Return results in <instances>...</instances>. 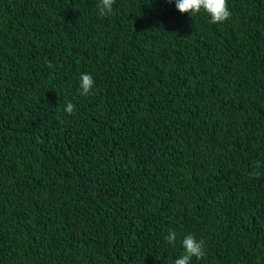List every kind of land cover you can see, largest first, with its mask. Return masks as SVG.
Masks as SVG:
<instances>
[{
    "label": "trees",
    "instance_id": "1",
    "mask_svg": "<svg viewBox=\"0 0 264 264\" xmlns=\"http://www.w3.org/2000/svg\"><path fill=\"white\" fill-rule=\"evenodd\" d=\"M98 2L0 0V264H264V0Z\"/></svg>",
    "mask_w": 264,
    "mask_h": 264
},
{
    "label": "clouds",
    "instance_id": "2",
    "mask_svg": "<svg viewBox=\"0 0 264 264\" xmlns=\"http://www.w3.org/2000/svg\"><path fill=\"white\" fill-rule=\"evenodd\" d=\"M115 0H99L97 8L100 16H108L113 11ZM167 3H175L176 10L181 14L196 15L203 11L210 17V23L222 24L230 19L231 12L228 8L227 0H166ZM52 67L51 63L48 64ZM94 87L93 78L86 73L80 75V95L88 96ZM75 109V105L71 102L67 103L64 111L71 115ZM251 177H260L259 171L253 170ZM177 235L174 231H169L165 240L168 244H175ZM183 252L181 256L175 259L174 264H191L193 258L201 259L204 256V243L198 241L192 234L186 235L181 241Z\"/></svg>",
    "mask_w": 264,
    "mask_h": 264
}]
</instances>
